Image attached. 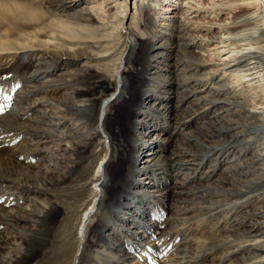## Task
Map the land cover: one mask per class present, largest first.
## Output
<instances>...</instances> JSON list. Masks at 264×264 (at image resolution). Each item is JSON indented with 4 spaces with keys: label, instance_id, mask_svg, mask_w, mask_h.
Listing matches in <instances>:
<instances>
[{
    "label": "bare ground",
    "instance_id": "1",
    "mask_svg": "<svg viewBox=\"0 0 264 264\" xmlns=\"http://www.w3.org/2000/svg\"><path fill=\"white\" fill-rule=\"evenodd\" d=\"M88 1L89 0H44L47 6L41 8L42 13L38 15H34V11L31 9L20 7L21 9H24V13L21 14L22 18L37 22L38 24L35 25L31 31H23L18 34H12L10 32H3L1 34L0 32V60H7L8 62L6 67H0V77L11 74V77L13 78L12 80L6 78L5 83H0V113L7 110L4 114H0L1 117L3 116V121H7L4 123L2 122L3 124L0 123V186L3 188V191L0 194V203L3 205H11L14 203L15 206L9 207L8 205L6 209L3 208V206H0V212L2 215V217L0 216V247L6 244V234L9 233L11 228H14L13 225L17 220L23 219L29 221V219L22 214L23 210H28V207L23 204L20 205L21 200L23 201L26 198L24 195L28 194V187L23 182V179L28 174H34L40 178L41 176L48 177L47 173H50V169L53 168L47 166L45 170H41L40 165H38V161L40 160H49L50 162L53 161V156H58L53 153V150L51 154L42 152L43 147H45L43 144L45 142L55 141V133H61V138L66 137V134L64 133L71 130L70 125L76 119L74 116L79 112H84L88 108L94 109L93 107L96 105L99 97H107L103 102H106L107 105H109V98L114 97V99H119L122 97L121 93L124 89L129 88V86L132 85V93H130V97L132 98L130 103L132 106V112L130 115H127L126 119L128 125L126 137L129 144V151L132 156L130 166L127 168L125 175L122 179H119V182L124 185L112 195L107 191V186L111 182L109 165L113 159L115 160L119 149L118 144L114 139L113 131L109 130L107 127V118L109 115L107 112L108 106L105 105L101 108L98 120L94 119L96 132L99 133L104 142H106V148L105 154L100 160L97 168L87 180V183L91 184L93 197L82 210V219L78 231L79 250L75 256L74 264H80V259L83 257L86 247L83 241L86 234L89 232L88 229L91 217L93 214L98 213V209L103 203L107 204L104 206L101 218L106 221L102 222L103 224L101 223L98 227V240H101L105 246L110 245L111 247H115L117 246L115 242L117 241L116 236H119L125 239V245L128 248L135 249L134 254L131 256L121 254L113 258L114 264H149L147 261H152L153 259L154 261L158 260L157 255L151 254L150 251L154 245L152 243H154L153 233L157 225L156 217L159 211L158 205L162 201H165L162 197H165V195L167 196L169 190L167 189L168 185H163V180L160 179V177H157V169L151 167V165H157L156 162L163 154L158 151L157 146H161L163 144L162 141L166 140L163 137L165 135L163 130L166 129V127L157 128L155 123L152 122L151 118L148 117L146 113H153L158 111V109H161L166 115H169L171 107L165 105L166 102L162 103L166 98L175 96H184L186 98L187 96L191 97L196 95L203 103V105L200 106V109L195 113L199 115L205 112L208 105H212L214 102L205 101L211 94H219L220 92L231 94L232 97H234V102H232V98L230 97L227 103H234V106H232V109H234V121H229V118L227 120L219 118L220 120H214L213 122L208 123L209 125H214V128L212 127V129L207 131V136L209 139H212L210 136L225 133L222 138H217L216 136L214 140L212 139L213 141L210 140L213 143L211 146L213 145L215 149L216 147H219L220 150L224 146L230 145L233 142V139L234 141H237V139H239L238 136L248 138V143L250 139L252 141L256 136L257 139L260 140V146L257 148V153L254 159L259 160L258 163H261L262 170L259 169L261 170L259 172H257L258 170L251 173L247 172L244 175V181L249 184L253 183V181L254 183H258L260 177H264V0L245 1L244 5L246 7L243 8L235 19H233L231 22L232 25H223L222 31L219 32L218 44L222 43L219 47L216 45L212 46V41L209 39L201 40L192 36L191 32L198 27L192 25L187 18H184L185 13H183V15H180L179 17L177 15L176 17L174 16L165 19V24L160 27L161 29H146V26H144V31L141 32L143 37H139L136 34L129 32L126 41L121 42V40H119L113 47H111V49L101 52H93L92 49L101 36L99 32L107 30L111 28V26L109 22L104 23L99 21L97 16L90 9V6L87 5ZM123 1L124 0H122V2ZM168 1L170 2L171 0ZM114 2L115 5L118 6L115 13L116 16L114 17L124 15V9L121 6L122 2L120 0H114ZM146 3L144 4V2L139 0V4L143 7L146 6ZM197 3L201 4L200 1H197ZM151 9L153 10L154 8ZM189 9L190 8H184V11L186 12ZM144 21L145 23L143 25L150 26L152 16L149 15L147 20ZM122 26L123 24L120 22L116 25V30ZM117 33L121 34L120 29ZM171 37L174 38V41L177 43L175 46H179L180 44V49L183 54L191 58L189 63L185 60L179 59V61L171 64L167 61V56L170 54L168 51L174 49L171 46L173 45V42L171 43V39L169 40ZM126 45H128L127 50ZM140 46H142L140 61L137 63L136 68L134 67L140 76L130 84L129 81L125 79V76H123L124 63L126 62L129 64L132 61ZM116 53H118V60L112 73L113 79L117 82L115 88H112L110 82H108L107 85H104L99 80L96 81L97 84L92 83L90 90L86 89L82 91L76 88L67 91L66 87L63 86H53L52 88H49L50 90H46L45 87L37 85V82L44 81L41 79H48L53 75L63 73V71H69L81 75L82 73H80L79 70L83 67L82 63L85 61H102V59H106L107 55L111 56ZM33 57L35 60H32ZM28 67L34 68V72L31 75L23 72V69ZM172 67L173 71H176V73L181 76V78L177 80L176 85L183 86V88H177V91L172 89L173 84L167 79L169 77L168 72ZM39 74H41V76ZM160 77V81L163 84L157 86L156 82ZM29 78L30 80H28ZM21 80L22 83H20ZM26 82H35L36 85L26 89L28 85H23V83ZM189 83L191 84L190 86ZM186 86L188 89H184ZM47 87L50 86L46 85V88ZM16 92H18V95ZM77 93L86 96V98L76 99L75 95ZM68 94H70L69 97H67ZM38 95H41L44 99H40ZM258 97H261V100L259 101L260 106L252 104V101ZM153 98L159 100L158 103L161 102L160 104L162 105L159 106L156 102H152L153 105L150 104V100ZM9 99L10 103L8 102ZM7 103L8 107L4 108ZM229 110L231 109L229 108ZM140 114H143L142 117ZM138 115L141 118H138ZM24 118L34 120V125L31 124L34 128L26 127L22 122V119ZM146 118L151 121L150 124ZM17 125L20 127L17 128L18 130H16V132L13 134L6 133V127H14ZM202 125L203 124H201V126ZM139 126H143L146 130L143 129V131H137L140 128ZM213 129L217 134L213 133ZM193 135V133H186V137L189 141H191V138H194ZM144 137L146 138L145 140ZM194 140L195 142H198L201 147L205 145L203 139L194 138ZM218 141H221L222 143L216 144ZM18 142L24 143L25 147L23 148V144H19L16 150H10L11 146ZM205 146H208V144ZM140 149L142 150L141 154H145V161L142 162V166L140 162L137 163L136 161V153L137 151H140ZM243 149L245 148H242L239 152ZM10 154H12V156L15 155L16 159H19V163L11 162L9 159V156H11ZM28 154L33 158H36L35 163L25 160ZM199 158L203 160L200 156ZM213 160V162H215V159ZM181 163L184 165L186 163L191 164L187 161H182ZM45 164L47 165V163ZM194 165L195 168L192 169L191 167H187V169L182 172V181L195 175L196 172L194 169L197 168L198 164ZM226 168L229 169L228 172L234 173L233 169L229 166ZM18 170H20L21 173H18V175L15 176L14 173H17ZM147 174L151 175L149 178L150 180H143L145 177L142 176ZM42 179H44V177ZM42 182L44 181L42 180ZM143 197H145L147 201H145ZM255 199L256 197H252L250 200L246 199L243 202L242 207L248 206V200L252 205H255ZM257 199L259 200L258 203L264 206L263 197L262 199L260 197ZM212 203L214 202L212 201ZM198 208L199 206L197 207V210ZM177 209H179L178 206ZM31 210L37 211L34 205ZM179 214L181 213L179 212ZM145 216L147 217L145 218ZM218 216L220 217V215ZM246 218H250V216L248 215ZM208 221L210 222V220ZM263 226L258 225L257 227L251 228L254 235L261 234L263 239H255L254 243L245 244V246L251 248L250 246L256 244V242L264 241ZM3 231L7 233L4 234ZM173 245H175V243ZM237 249L239 250L242 248L239 247ZM162 251L165 252L166 250ZM261 251L263 254L257 255V259H259L260 263L264 262V248ZM230 252H234V248ZM102 255L103 257L110 258L107 256V253H102ZM166 256H168V254ZM166 256L162 259L165 264H167L168 261L166 260ZM0 259H4L1 254ZM249 261L257 263L252 259H249ZM0 262L2 263L1 260ZM100 262L99 264H104ZM95 263L98 264L97 261Z\"/></svg>",
    "mask_w": 264,
    "mask_h": 264
},
{
    "label": "rangeland",
    "instance_id": "2",
    "mask_svg": "<svg viewBox=\"0 0 264 264\" xmlns=\"http://www.w3.org/2000/svg\"><path fill=\"white\" fill-rule=\"evenodd\" d=\"M120 1L122 2V0ZM140 1L144 2V4L147 2V7H143L139 4V0H124L121 3V6L124 9L125 14L118 15L117 17H114L116 16L115 13L118 8V6L115 5L114 0H89L87 2V5L90 6V9L97 16L99 21L104 23L109 22L111 26V28L99 32L101 36L96 41L92 49L93 52H101L111 49V47H113L119 40H121V42L126 41L129 32L134 33L139 37H143L141 32L144 31V26H146V29H161L160 27L165 24V19L174 16L176 17L177 15L179 17L180 15H183V13H185L184 18H187L192 25L198 27L191 32L192 36L201 40L209 39L212 41V46L216 45L219 47L222 43L218 44V36L219 32L222 31L223 25L231 26L233 19H235L243 8L246 7L244 5L246 0ZM197 1H200L201 4H198ZM45 6L47 5L44 0H0L1 34L3 32L18 34L23 31H31L38 23L22 18L21 14L24 13V9H21L20 7L31 9L34 11V15H38L42 13L41 8ZM151 8L154 9L152 10ZM184 8L190 9L185 12ZM149 15L152 16L150 26L143 25L145 23L144 20H147ZM120 22L123 24L121 28H118V30L120 29L121 34L117 33L118 30H116V25ZM169 40L171 43L173 42V45L171 46L174 49L168 51L170 54L167 56V61H169L170 64L179 60H185L189 63L191 58L183 54L180 49L181 45L178 43L179 46H175L177 43L172 37L169 38ZM127 49L128 45H126V50ZM141 52L142 46L139 47L137 54L129 64L126 62L124 63L123 76H125V79H127L130 84L140 76L135 68L140 61ZM32 60H35V58L33 57ZM117 60L118 53L111 56L107 55L106 59H102V61H85L82 63L83 67L79 70L80 73H82L81 75L69 71H63L61 74L53 75L48 79L45 78L47 80L44 78L41 79L44 81L37 82V85L45 87L46 90H50L49 88H52L53 86H63L66 87L67 91L72 88L82 91L86 89L90 90L92 83H96V81L99 80L104 85H107V83L110 82L112 88H115L117 82L113 79L112 73ZM7 64V60H0V67H6ZM23 72L31 75L34 72V68L28 67L23 69ZM168 73L169 77L167 79L173 84V88H171L176 91L177 88L182 89L183 86L176 85L177 80L180 79L181 76H179L176 71H173V67ZM39 75L41 76V74ZM11 76V74H8L0 77V81L2 80L0 83H5L6 78L12 80L13 78ZM158 79L156 85L160 86V84L163 83L160 81L161 77ZM28 80H30V78ZM20 83H22V80ZM23 85H28L26 87L27 89L36 84L35 82H26L23 83ZM46 85L50 87L46 88ZM190 85L191 84L189 83V86ZM131 86L132 85H130L129 88L124 89L121 93L122 97L119 99H114V97L109 98V105H107L106 102H103L107 97H99L96 105L93 107L94 109L88 108L84 112H79L74 116L76 119L70 125L71 130L64 133L66 134V137L61 138V133H55V141L45 142L43 144L45 147H43L42 152L51 154V152L54 151L53 153L58 155V158L53 156V161L50 162L49 160L38 161L41 170H45L47 166L50 168L53 167L52 169L48 168L51 170L50 173H47L48 177L41 176L40 178L37 175L28 174L23 179V182L28 187V194L24 195L26 198L23 201L21 200L20 205L23 204L28 207V210H23L22 214H24L29 221L23 219L17 220L13 225L14 228H11L9 231L10 234L3 231L4 234H7L6 244L0 247V254L4 257V259H0L2 261L0 264H74L75 256L79 250L78 231L82 219V210L93 197L91 184H88L87 180L97 168L100 160L105 154L106 148V142H104L101 135L96 132L94 119H99L101 108L107 105V112L109 114L107 118V127L109 130L113 131L114 139L116 140L119 149L115 160L113 159L109 165L111 182L107 186V191L112 195L124 185L119 182V179H122L125 175L127 168L130 166L132 156L129 151V144L126 137L128 130L126 119L127 115H130L132 112V106L130 105L132 101V98L130 97V93H132ZM186 88L187 86L184 89ZM16 94L18 95V92H16ZM38 96L40 99H44L41 95ZM69 96L70 94L67 95V97ZM75 96L76 99L86 98V96L80 95L79 93ZM230 97L232 98V102H234V97H232L231 94H224L221 92L219 94H211L205 101L214 102L212 105L210 104L211 106L208 105L207 110L199 115L195 113L200 109V106L203 105V103L196 95L191 97L187 96L186 98L184 96H175L166 98V100H164V98L162 103L166 102L165 105L171 107L169 115H166L161 109H158V111L153 113H146V115L151 118L152 122L155 123L157 128L166 127V129L163 130L165 134L163 137L166 140L162 141L163 144L161 146H157L158 151H160L161 154L163 153L161 155L162 157L160 156V159L156 162L157 165L154 164L151 165V167L157 169V177H160V179L163 180V185H168L167 189L169 190L168 195L166 196L164 194L165 197H162L165 201H160L161 203L158 205L159 211L156 217L157 225L153 233L155 238L153 237L154 243L152 244L154 245L150 251L151 254L157 255L158 260L154 261L153 259L152 261H147L149 264H165L162 259H164L167 254L168 256H166V260L169 261H167V264H264V262L260 263L259 259H257V255L263 254L261 253V250L264 248V241L256 242V244L250 246L251 248L245 246V244L254 243L255 239H263L261 234L254 235L251 228L257 227L258 225H264V206L258 203L259 200L257 199L258 197L261 199L263 197L264 200V177H260L258 183H254L253 181V183L249 184L244 181V175L247 172L251 173L255 172V170H258L257 172H259L262 170L261 163H258L259 160L254 159L257 153V148L260 146V140L255 136V138L252 139V141L250 139L248 143V138L238 136L239 139H237V141H234L233 139V142L230 145L224 146L220 150L219 147H216L215 149L211 144H213L212 141L216 136L217 138H222L225 133L210 136L213 140L209 139L207 136V131L212 129V127L214 128V125L210 124V126L208 123L220 119L227 120L228 118L229 121H234V109H232L234 103H227ZM260 100L261 97H258L252 101V104L260 106ZM158 101L159 100L153 98L150 100V104L156 102L157 105L161 106V102L158 103ZM8 102L10 103V99ZM6 107H8V103L4 106V108ZM229 108L231 110H229ZM5 111L7 110H4L0 114H4ZM142 115L143 114H140L141 117ZM140 116L138 115V118H141ZM2 117L0 116V123L7 122L6 120L3 121ZM22 122L26 127L34 128L32 126L35 123L34 120L24 118L22 119ZM150 122L151 121L148 120L149 124ZM201 124L203 125L201 126ZM19 127V125L14 127L8 126L5 130L7 131L6 133L13 134ZM139 127L140 128L137 131H143V129H145L143 126ZM186 133H193L195 139H203L205 145L208 144L209 147L205 145L201 147L198 142H195L194 138H191V141H189L186 137ZM213 133H216L214 129ZM145 139L146 138L144 137V140ZM218 143L221 144L222 142L218 141L216 144ZM19 144H23V148L25 147L24 143L18 142L17 144H13L10 150H16ZM242 148L245 149L239 152ZM141 151V149L140 151H137L136 161L137 163L140 162L142 166V162L145 161V154H141ZM10 155L9 159L11 162L19 163V159H16L15 155H13L14 157L12 154ZM199 156L203 160H201ZM213 159H215V162H213ZM25 160L35 163L36 158H33L28 154ZM182 161L190 162L192 165L187 163L184 165L181 163ZM45 163H47V165ZM194 164H198L197 168L194 169L196 172L195 175L182 181V172H184L187 167H191L192 169L195 168ZM227 166L232 168L234 173L228 172L229 169L226 168ZM18 173H21V171L18 170L14 175L17 176ZM147 175L142 176L145 177L143 180H150L149 178L151 175ZM43 177L44 179H42ZM42 180L44 182H42ZM2 189L3 188L0 186V194L3 191ZM203 193L207 194L204 195ZM252 197H256L255 205H252L249 202ZM143 199L147 201L145 197H143ZM246 199H249V204L246 207H242V204ZM212 201L214 203H212ZM103 204L102 206L100 205L101 207L98 209V213L93 214L91 217V227L89 226V232L86 234L83 241L86 247L83 257L80 259V264H97L95 263L96 261L98 264L100 261V263L104 264H114L113 258L116 256L121 254L131 256L135 252V249L128 248L125 245V239L123 237L116 236L117 241L115 242L117 246L115 247H111L110 245L105 246L101 240H98V227L102 222L106 221L101 218L104 206H106L107 203ZM8 205L9 204L3 205L0 203V206H3L5 209ZM33 205L36 207L37 211L31 210ZM177 206L179 209H177ZM198 206L199 208L197 210ZM9 207H15L14 203L9 205ZM179 212L181 214H179ZM218 215H220V217ZM248 215L250 218H246ZM0 216L2 217L1 212ZM146 217L147 216H145V218ZM207 219L210 220V222ZM174 243L175 245H173ZM239 247L242 249L238 250L237 248ZM233 248L234 252H230ZM162 250H166L167 254L166 251L164 252ZM102 253H107V256L110 258L103 257ZM249 259L255 260L257 263H253V261L250 262Z\"/></svg>",
    "mask_w": 264,
    "mask_h": 264
}]
</instances>
